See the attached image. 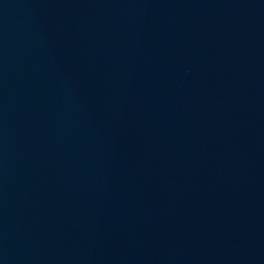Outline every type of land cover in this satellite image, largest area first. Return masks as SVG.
Instances as JSON below:
<instances>
[{"label": "water", "instance_id": "water-1", "mask_svg": "<svg viewBox=\"0 0 264 264\" xmlns=\"http://www.w3.org/2000/svg\"><path fill=\"white\" fill-rule=\"evenodd\" d=\"M0 264H264V0H0Z\"/></svg>", "mask_w": 264, "mask_h": 264}]
</instances>
